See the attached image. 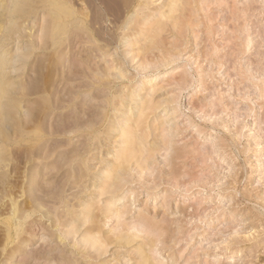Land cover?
<instances>
[{
  "label": "rangeland",
  "instance_id": "obj_1",
  "mask_svg": "<svg viewBox=\"0 0 264 264\" xmlns=\"http://www.w3.org/2000/svg\"><path fill=\"white\" fill-rule=\"evenodd\" d=\"M102 1L87 10L103 19L88 27L96 43L73 26L58 49L51 100L71 106L43 122L20 199L42 210L0 264H264V0H179L172 15V0ZM35 10L6 47L36 51L9 74L25 92L31 63L52 51ZM38 99L20 101L30 112ZM120 132L131 141L118 147ZM133 141L145 149L129 160Z\"/></svg>",
  "mask_w": 264,
  "mask_h": 264
},
{
  "label": "bare ground",
  "instance_id": "obj_2",
  "mask_svg": "<svg viewBox=\"0 0 264 264\" xmlns=\"http://www.w3.org/2000/svg\"><path fill=\"white\" fill-rule=\"evenodd\" d=\"M76 1H80L84 5H82L79 9L76 7L77 8L76 9L75 8V2ZM90 1L91 0H0V144H1V146H0V225H1L0 226V263L2 262V258H4V257L10 258L19 249L18 247L20 245L27 242L26 236L28 234L29 229L27 230L26 224H27L28 220L31 219L32 217H34L33 219H35L36 215L39 214L42 210V207L40 206L41 204L39 205V203L36 202V200H38V199H35V197H34L35 195H32L30 197V199H25L23 201H21L20 199H22L24 196H27V189H26L27 187L25 185V181L28 179L27 169L31 166V163H37L36 162L37 160L34 161L35 158L37 156H39V154H36L37 153V147L47 137H49L45 133V127H44V123H43L44 120L46 118H48L49 115L54 114L56 111L61 110L62 111L61 113L63 114V112L66 111L71 106L69 104H66V102L65 103H63L61 101L60 102L59 101H56V102L53 101L52 102V100H51V92H52V89L54 88V85L56 83V81H55V75L56 74L54 72H55V66L57 64L55 59L57 58V55H58V49L67 42L68 35L70 33V29L73 26H75L73 28H76L77 30H79L78 32H81V35L83 34L82 32L85 31L86 36L87 35L89 36V37L87 36V38H89L90 41H92V42L96 43L95 36L100 37L99 34H96L97 30H96V33L92 32V33L88 34V32H89L88 27L90 25L92 28L95 25H98L100 28V25H101L102 20H103L101 18V14L98 13V11L97 12L93 11L94 14L89 15V11H87V10H89L91 7ZM101 1L102 0H100V2ZM109 1L113 2L114 0H109ZM104 2H105V0H104ZM127 2H129V1H127ZM105 3H107V1ZM115 3L117 5L120 4V3H118V1L116 2V0H115ZM170 3H168V5L170 4V6L167 5V8H169L168 12L170 15H172V13L176 12L178 9L181 10L179 7V0H172V2H170ZM113 4H114V2H113ZM132 4H133V2H132ZM104 5H106V4H104ZM108 5H106V7H108ZM126 5H128V3ZM36 6H39L42 10H44L47 13L46 15L48 16V23H47V28L44 31V36H45L44 38L47 39V44H45L44 48L46 50L51 49L52 51H50L47 55H45L43 59H36L31 63V71L34 74V77L30 78V81H31L30 84L33 87H32V90H30L29 92L28 91L25 92V85H23V82L18 80L20 77H22L21 75H23L25 73V72L21 71L20 67H22V68L26 67L29 63V59L31 58L32 54L36 51L34 48H32V49L27 50L25 52L15 51L14 53H11V51L8 50L6 47L8 45V43H7L8 39L11 38L12 36L18 35L16 37L17 39H19V37H21L20 33L23 31H22L21 24L18 20H22L23 18H28L32 12L36 11L35 10ZM115 7H117V11H118V9H120L119 8L120 6H115ZM138 7H139V5L135 9H137ZM95 10H96V8H95ZM103 10H104V8H103ZM109 10H110V8H109ZM129 10H131V8ZM119 12H120V10H119ZM108 16H111V15H107V17ZM113 17H115V12H114ZM129 17L131 18V16H129ZM118 18L119 17H117V19ZM170 20H173V19H170ZM120 25H123V24L121 23ZM133 25H134V23H133ZM131 28L132 27H130V29ZM157 29H159V26H157ZM111 30H109V31H111ZM151 31L153 32L154 30L151 29ZM120 36H122V35H120ZM81 38H84V37H81ZM87 38H86V40L89 41V39H87ZM40 45H42V44L40 43ZM99 46H100V44H99ZM102 47H103V45H102ZM84 61L85 60H83V62ZM24 69L25 68H23V70ZM12 70L13 71H19L21 75H19L16 79L13 80L12 78L9 77V74ZM62 73H63V70H62ZM117 73H116V75H117ZM119 73H121V72H119ZM95 74L96 73H94V75ZM105 76H106V74H105ZM120 76L122 77L121 74H120ZM62 77H63V75H62ZM118 77L119 76H117L116 78H118ZM94 78H96V76ZM94 78L92 80H94ZM104 78L106 79V77H104ZM28 90H29V88H28ZM68 90H70V89H68ZM33 94L39 95V99L35 102L36 104L34 106V109L32 111L28 112L27 110H24L23 105H22L23 103L20 100L22 98L26 97L27 95H33ZM79 96L82 97L81 94ZM53 98H56V96ZM133 98H135V97H133ZM66 99H67V97L64 98V101ZM107 102H108V100H107ZM144 105H145V103H144ZM84 106L86 107V105H84ZM75 107H76V105H75ZM73 109H74V107H73ZM82 109L86 110V108H82ZM78 112H80V111H78ZM78 112L76 111L75 113L77 114ZM103 112H104V110H103ZM122 112H123V114H125V113L129 112V109H127V108L122 109ZM71 113H69V115ZM65 116H67V115H65ZM65 116H63V117H65ZM81 116H82V114H81ZM83 116H82V118H83ZM80 119H81V117L79 118V120ZM99 120H96V121H99ZM53 121H52V125H53ZM80 121H76V122L80 123ZM54 122L57 123L56 121H54ZM82 123H84V122H82ZM58 124H59V122H58ZM58 124H56V126ZM93 124H95L94 119H93ZM61 125L62 126H64V125L69 126L68 124H64V121H63V124H61ZM72 125H74V124H72ZM59 128H60V125H59ZM80 130H81V127H80ZM67 133H68V131H67ZM120 133H121V135H120L121 140L118 144V147H121V145L123 143L126 145L129 144L131 140L129 138H124L122 136V132H120ZM52 134H53V131H52ZM135 138L137 139L138 137L135 135L134 139ZM95 139L96 138H94V140ZM132 139H133V137H132ZM137 141H138V139H137ZM137 141H133V142L137 143ZM57 143H59V141H57ZM62 143H63V141H62ZM138 143L137 144L140 147L136 148V145L134 144L135 146L133 147V149L125 148L122 151L123 152L122 156H126L129 160H133L137 154L140 153L143 155L145 148L143 149V147L140 145V142H138ZM53 144L55 145V142L52 143L51 146H53ZM44 148H46V147H44ZM140 148H142V152H140ZM40 154H41V152H40ZM140 154H139V157L142 156ZM50 155H51V153H50ZM66 155H68V154L66 153ZM66 155L64 154L65 157L63 159L61 158L63 156L60 157L61 159L58 158V159L63 161V164L65 166H66V163L68 161L66 158ZM57 162H58V160H57ZM122 163L125 164L124 161ZM118 164H121V163H118ZM124 164H123V167L125 168ZM120 166L122 167V164ZM120 166L118 165L117 166L118 168L116 167L117 169H119L118 171H122V168ZM63 168H64V166H63ZM114 171H116V169ZM45 176H46V174H45ZM43 178H44V176H43ZM90 180L92 182H94L96 180V177H92V178H90ZM36 184H38V183L36 182ZM40 184H42V182H40ZM29 186H31V185H29ZM33 187H35V186H33ZM41 187H42V185L40 186V188ZM34 191H35V189H34ZM37 196L38 195H36V198H37ZM47 214H48V212H47ZM45 216H46V214H45ZM45 216H44V218H45ZM38 217H36V218H38ZM40 218H42V216ZM92 219L93 218H91V217L86 218L88 223H92L93 222ZM95 231H96V229L94 227H91L90 231H89L90 236L88 235V236H86V238L89 237L91 239H94L96 233H93V232H95ZM94 240L97 241L96 239H94ZM13 244H15L16 246L8 249V247L10 245H13Z\"/></svg>",
  "mask_w": 264,
  "mask_h": 264
}]
</instances>
